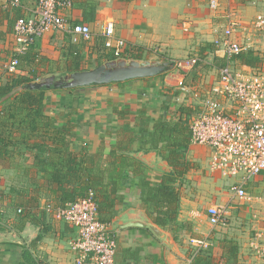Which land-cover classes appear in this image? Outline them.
Wrapping results in <instances>:
<instances>
[{"label": "crops", "instance_id": "0c3cea01", "mask_svg": "<svg viewBox=\"0 0 264 264\" xmlns=\"http://www.w3.org/2000/svg\"><path fill=\"white\" fill-rule=\"evenodd\" d=\"M217 1L214 11L209 0H72L61 14L69 28L88 25L90 39L51 32L20 58L14 76L30 82L0 98V115L12 112L5 105L20 93L43 90V116L29 117L34 130L17 135L27 145L0 153V264H28L25 251L36 264H75L77 232L55 213L88 189L116 243L114 264H191L192 241L202 240L209 246L198 255L214 263L264 264L251 248L264 228V171L246 181L222 176L210 149L190 140V120L212 97L220 68L264 71V34L253 30L264 0ZM36 5L0 0V87L12 77L4 66L14 55V25ZM231 22L237 27L230 38L251 44L254 65L220 48ZM107 24L126 43L120 57L104 46ZM94 71L92 81L81 76ZM15 114L16 125L28 128V112ZM56 128L67 130L69 149H50L48 140L47 149L35 148ZM145 155L159 168L135 157ZM161 186L164 193L157 192ZM212 206L225 208L226 225H209ZM126 221L161 235L146 226L117 228ZM229 248L235 258L226 255ZM225 255L228 262L221 261Z\"/></svg>", "mask_w": 264, "mask_h": 264}, {"label": "built area", "instance_id": "2783aa9c", "mask_svg": "<svg viewBox=\"0 0 264 264\" xmlns=\"http://www.w3.org/2000/svg\"><path fill=\"white\" fill-rule=\"evenodd\" d=\"M11 7L20 0H4ZM212 10L218 8L217 0H209ZM72 7V0H37L34 10L18 19L14 25V55L4 66L7 75H15L19 59L24 57L45 34L68 31L74 37L89 40L88 25H73L70 28L63 10ZM237 23L231 22L224 30L220 48L226 57H232L251 48L249 42L239 44L230 38ZM253 30L264 34V16H257ZM101 35L104 46L120 57L126 43L114 35L112 24L103 27ZM195 63V60L192 61ZM212 97L205 98L189 124L193 144L210 149L211 166L225 177L241 176L246 181L264 171V71L251 73L234 71L229 64L219 70L218 80L211 90ZM238 197H246L242 188H237ZM20 213V211L18 210ZM55 217L73 227L77 238L72 247L77 251L75 264H114L116 243L109 235V225L100 221L95 193L87 194L56 211ZM212 227L227 223L225 208L212 206L208 211ZM193 257L208 248L206 240L192 241ZM251 248L264 258V228L255 235ZM192 257V258H193Z\"/></svg>", "mask_w": 264, "mask_h": 264}, {"label": "trees", "instance_id": "16d2710c", "mask_svg": "<svg viewBox=\"0 0 264 264\" xmlns=\"http://www.w3.org/2000/svg\"><path fill=\"white\" fill-rule=\"evenodd\" d=\"M133 53H134V51H133ZM133 53L132 52L129 53L128 56L129 57L131 56L133 58H139L138 57L139 55H136V54L134 55ZM233 57L236 59H239L243 63H247V64L249 63V64L254 65L257 62L256 59L252 56L251 51H247L245 54L240 53V54L235 55ZM19 61H20V59H19ZM11 76L12 77H10V80L6 84H4L0 87V98L4 97L8 93H10L15 87H18V86H21L23 84H27L28 82H30V80L28 78H25V77H21V76L16 77L14 75H11ZM43 98H44V91L43 90L25 91V92L20 93L18 96L13 98L15 100L14 103L17 102L20 105H14V103H12V102H11L12 104L8 103L5 105L8 107L7 110L12 109V112L9 111V114L7 116H1L0 115V153H5L6 149H9V148L13 149L14 147H16L18 145H20V146L21 145H27L26 142H28V140L18 138L17 135L24 132V130L28 131L27 129H29V128L31 129L30 132H32V130H34L33 124H30L29 117H32L33 120H36V118H38V119L42 118V116H43L42 115ZM17 109H20V112H24V111L28 112V123L30 124L28 128H27V126L22 127V126L16 125V123H15V121H16L15 112ZM7 110H4V111H7ZM50 124H51V122H50ZM27 139H29V138H27ZM47 140L49 142L51 141V143L54 144L53 148L51 147L50 149H69V134H68L66 129H62V128L57 129L56 128L54 138L51 137L48 139V136L44 135L42 138H40L39 145H35V148L47 149V147H46ZM172 149H175V148H172ZM69 168L72 169V167H69ZM185 171H186V169H185ZM58 173H60V169L58 170ZM171 181H174V179L170 178V177H167L164 180V182H166V183L167 182L170 183ZM89 190L90 189H88L87 192ZM165 191H166V189L163 188V186H161L159 188V190H157L158 193H164ZM87 192H86V194H87ZM84 196H82V197H84ZM157 223H159V221H157ZM228 254H229V257L235 258V249L229 248L226 252V255H228ZM226 255L221 258L222 262H224V261L228 262L229 261V257L226 258L227 257ZM23 257L28 264H36L35 261L32 259L30 253L25 251L23 254ZM191 264H222V263L221 262L214 263L208 257H202L201 255H196L195 257H193Z\"/></svg>", "mask_w": 264, "mask_h": 264}, {"label": "water", "instance_id": "95a60500", "mask_svg": "<svg viewBox=\"0 0 264 264\" xmlns=\"http://www.w3.org/2000/svg\"><path fill=\"white\" fill-rule=\"evenodd\" d=\"M97 75V72L94 71V72H91V73H88V74H82L81 76H83L86 81H92L94 78V76ZM147 155H145V157H137L135 156L139 161H141L144 165L150 167V168H153V169H158L159 165H155V163L153 162V167L150 166V163L148 162V158L149 157H146ZM161 170V169H160ZM162 171V170H161ZM128 226H146L148 229H150V231H152L153 233H155L156 235H161V233H159L158 229L154 228V227H150V226H147L146 224L144 225L143 223H141L140 221H126V222H123L119 225H117V228H124V227H128ZM112 227H110L111 229Z\"/></svg>", "mask_w": 264, "mask_h": 264}]
</instances>
